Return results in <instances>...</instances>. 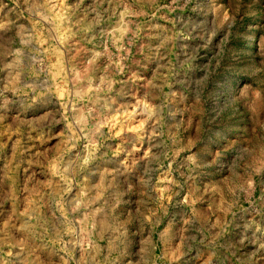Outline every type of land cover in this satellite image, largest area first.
<instances>
[{
    "label": "rangeland",
    "instance_id": "obj_1",
    "mask_svg": "<svg viewBox=\"0 0 264 264\" xmlns=\"http://www.w3.org/2000/svg\"><path fill=\"white\" fill-rule=\"evenodd\" d=\"M0 264H264V0H0Z\"/></svg>",
    "mask_w": 264,
    "mask_h": 264
}]
</instances>
